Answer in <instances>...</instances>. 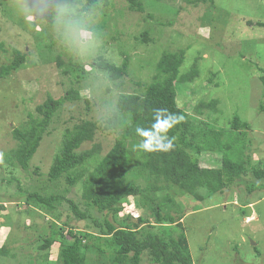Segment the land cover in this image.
<instances>
[{
  "label": "rangeland",
  "instance_id": "1",
  "mask_svg": "<svg viewBox=\"0 0 264 264\" xmlns=\"http://www.w3.org/2000/svg\"><path fill=\"white\" fill-rule=\"evenodd\" d=\"M47 1L53 0L0 1V66L13 61L15 50L26 53L27 58L19 69L0 80V157L15 144L12 128L26 123L29 112L38 117L36 107L48 94L59 98L74 87L79 89L81 99L60 108L48 128L51 134L44 136L28 169L19 166L11 170L0 165V195L4 196L0 205L6 207L0 216V246L6 244L16 253V257L0 256V264H46L36 260V244L32 246L35 235L24 229L23 222L32 220L27 204L22 199L5 202L16 194L8 179L19 178L23 189L30 191L48 185L47 174L66 127L81 120L102 123L116 110L121 93H144L135 81L151 80L163 51L180 49L186 51L181 71L189 70L197 59L200 74L190 84L178 86L179 104L193 117L197 131L201 127L217 132L223 129V142L234 144L236 150L244 147L240 156L249 162V171L238 185L217 192L202 188L195 197L166 181L155 182L147 173L139 176L140 165L135 160L138 151L134 150L128 181L143 186L155 182L160 187L154 191L157 200L167 195L171 198L163 211L184 215L182 230L195 264H264V178H257L252 170L264 168V112L259 111L264 100V28L256 25L264 22V0H215L214 8L202 3L195 6L186 0H143L144 12L130 11L126 0H109L108 5L102 3L100 10L81 21L41 17L39 9L45 10ZM54 1L56 10L78 12L83 7L77 0ZM145 32L150 34L148 42L142 41ZM126 55L130 57V77L118 81H111L105 72L92 66L100 56L121 65ZM57 58L63 61L62 66ZM70 60L84 68L85 76L79 82L75 75L64 72ZM212 100L218 101L216 112L209 108ZM235 114L250 124L248 130H242L246 135L238 143L227 138L233 131ZM116 136L112 131L96 133L93 143L102 145L101 155L112 148ZM93 143L83 144L80 151ZM225 154V148L219 152L204 150L198 158L203 167H219ZM82 192L80 183L66 196L86 210ZM123 206L118 219L141 215L154 221L152 211L140 206L138 196L127 198ZM62 212L74 216L71 211ZM78 223L82 228L87 221ZM25 237L28 239L23 241ZM93 248L91 244L89 264L106 261ZM143 256L142 264H151L150 257ZM50 261L54 264L55 258Z\"/></svg>",
  "mask_w": 264,
  "mask_h": 264
},
{
  "label": "trees",
  "instance_id": "2",
  "mask_svg": "<svg viewBox=\"0 0 264 264\" xmlns=\"http://www.w3.org/2000/svg\"><path fill=\"white\" fill-rule=\"evenodd\" d=\"M126 2L130 11L144 12L143 0ZM186 2L195 6L201 3L211 4L212 8L215 4V0ZM45 3L47 8L39 9L41 17L81 21L100 10L102 3L108 5L109 0H77V3H83L82 9L78 12L56 10L54 0ZM208 15L212 16L209 13L205 16ZM249 24L253 23L249 21ZM256 25L264 28V22H257ZM149 35V32L143 33L142 41L148 42ZM185 55L184 49L163 51L151 80L135 81L136 85L144 89V93H121L116 110L103 120L104 123L81 120L73 127H66L60 150L55 155L47 174L48 185L44 184L40 189L38 187L37 190L30 191L23 189L19 178L8 179L7 184L14 185L12 189L16 194L13 193V197H10L12 200L5 202L10 204L13 199H22L27 204V214L32 216V220L28 218L23 225L27 232L35 235L36 242L32 246L36 244L33 247L38 254L36 260L50 264L52 262L50 258L54 257V264H89L93 257L90 253L92 244L93 250L101 258L106 259L100 261V264H142L145 254L150 257L151 264H194L187 237L182 230L181 220L184 215L164 213L163 207L170 203L171 198L167 195L162 201L157 200L159 197L154 196L157 195L154 191L160 187L155 182L166 181L178 186L184 194L197 197L199 189L202 188H208L209 192H217L230 185L240 184L239 179L249 171L246 167L249 162L241 157V154L244 155V147L239 150L237 147L236 150L234 144L221 140L223 129L217 132L214 128L201 127L197 131L198 127L194 125L193 117L179 104L178 86L190 84L200 74L197 59L189 70L181 71ZM26 59V53L15 50L13 61L0 66V80L19 69ZM56 60L58 65L62 66L63 61L58 58ZM129 64L128 55L121 65L100 56L92 66L105 72L111 81H118L130 77ZM64 72L75 75L78 82L85 76L84 68L73 60H70ZM261 81L264 85V75L261 76ZM80 99L79 89L74 87L59 98L48 94L46 100L36 107L38 117L29 112V120L26 123L12 128L11 134L15 144L0 157V165L11 170L19 166L28 169L44 136L51 134L48 128L59 114L60 108L66 102ZM217 104V100H212L209 108L216 112ZM259 111L264 112V100L260 103ZM172 116L177 119L166 133L171 140L170 148L153 151L134 148L146 138L137 134L138 128L148 130L150 134L163 139L164 133L154 128L153 124L159 120L161 128H164L165 119ZM232 128L233 131L227 133V138L229 142L231 140L238 143L243 141L246 135L242 130H248L250 124L235 114ZM99 130L112 131L117 135L114 145L105 155H101L102 145L93 143ZM87 142H92V147L80 151ZM243 145L247 147L245 142ZM224 148L226 154L222 157L221 166L203 167L200 164L198 157L204 150L219 152ZM230 148L234 150L228 152ZM134 150L138 151V158L135 160L140 165L139 176L147 173L149 179L155 182H147L143 186L135 181H128L130 164L134 162ZM252 170L257 178H264V168L252 167ZM148 177H144L145 180H148ZM80 183L83 188L84 204L92 211L80 209L74 199L66 196L72 187ZM135 196H138L143 209L152 211L153 222L148 216L133 219L128 215L122 220L117 218V215L124 211L123 202ZM2 198L4 196L0 195L1 201ZM62 210L71 211L74 216L70 217L69 213L64 215L65 212ZM5 211L6 207L1 204L0 216ZM63 216L66 218L63 219ZM83 219L87 224L80 228L78 222ZM27 239L28 237H25L23 241ZM0 256L16 257V253H12L6 244L2 243Z\"/></svg>",
  "mask_w": 264,
  "mask_h": 264
},
{
  "label": "clouds",
  "instance_id": "3",
  "mask_svg": "<svg viewBox=\"0 0 264 264\" xmlns=\"http://www.w3.org/2000/svg\"><path fill=\"white\" fill-rule=\"evenodd\" d=\"M161 111V110H157ZM176 117L172 116L169 119H165V127L161 128L160 121H156L153 124V127L156 128L159 132H163V139L157 138L156 136L150 134L148 130H142L141 128L137 129V134L143 137V139L136 147L143 151H153V150H160V149H168L171 145V140L167 137V130L172 126L173 123L176 121ZM141 216V215H139ZM137 216L136 219L139 217ZM195 264V263H194Z\"/></svg>",
  "mask_w": 264,
  "mask_h": 264
}]
</instances>
